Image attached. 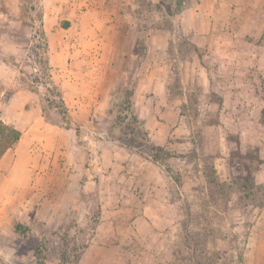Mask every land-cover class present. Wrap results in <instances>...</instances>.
Here are the masks:
<instances>
[{
  "label": "rangeland",
  "instance_id": "rangeland-1",
  "mask_svg": "<svg viewBox=\"0 0 264 264\" xmlns=\"http://www.w3.org/2000/svg\"><path fill=\"white\" fill-rule=\"evenodd\" d=\"M136 1L140 7L122 8L131 21H108L107 4L93 10L98 0H0V120L24 134L8 154L17 155L19 169H0V179L8 175L21 195L0 225V262L14 257L20 264H80L87 254L82 264H264V52L255 70L238 75L243 84L252 82L249 88L223 85L230 75L214 72L219 77L205 89L201 74L188 68L198 50L182 37L168 62L169 95L185 101L181 113L191 139L184 142L191 147L131 144L118 131V110L104 115L101 107L106 99L112 107L113 85L119 82V91L136 84L142 69L155 67L147 45L153 27L178 29L170 16L188 3L178 9L176 0ZM40 11L53 77L69 108L68 130L45 121L41 100L30 90L48 85L34 39ZM256 47L264 51V36ZM219 93L229 102L221 105ZM80 140L92 147L93 161ZM147 160L163 166L186 195L178 211L158 206L156 213L165 206L169 216L152 227L141 190L146 170L140 164ZM182 162L191 164V181L175 171ZM80 163L84 180L94 182L83 196L75 183ZM45 164L57 181L51 187ZM10 194L8 184L0 188V216Z\"/></svg>",
  "mask_w": 264,
  "mask_h": 264
},
{
  "label": "crops",
  "instance_id": "crops-1",
  "mask_svg": "<svg viewBox=\"0 0 264 264\" xmlns=\"http://www.w3.org/2000/svg\"><path fill=\"white\" fill-rule=\"evenodd\" d=\"M98 1L100 3L97 4L98 6H93V10L96 11V9L107 4V6L105 5V9H107V13L110 12L109 15L107 14L108 21L109 19L115 21V18L118 21H121V19L131 21L129 13L122 14L123 6H128V9L141 6L136 0ZM157 2L160 1L158 0ZM84 3L87 4L85 1ZM160 11L162 13L163 9ZM103 16L106 17V14H102L101 17ZM170 20L173 26L177 24L179 28H164L156 25L153 27V34L151 33L147 40V45L150 48L149 54L151 53V56L148 57L155 60L156 65L151 69H142L141 74L138 76L133 97L134 107L138 117L144 122L153 145L171 151L176 149L187 150L191 146L189 145L188 147V144L186 145L184 141L189 142L191 133L189 124L181 113V106L185 101L181 98L182 96L170 97L169 95L170 71L168 62L175 57V45L180 42L182 37H186L194 46L195 51L198 50L197 54L189 61L193 64L192 66L188 65V68L189 70H194V74H201L205 89L209 87L211 80H215L219 75L223 76L224 74L230 75V77L229 81H220L223 85L230 83L233 89L241 91L244 88H249L252 82L250 81L251 84L245 85L242 83L243 79L241 77L238 78V75H241L244 71L255 70L259 66V57L264 52L262 47H256L257 41L264 36V23L262 24L264 21V0H188L185 11L179 15L174 13L170 16ZM125 36L129 35H123V39H127ZM114 39L116 41L118 35ZM142 58L144 61L147 59V56ZM215 68L218 69L215 70ZM214 72L219 75H214ZM238 79H240L239 82L241 84L237 85ZM122 84L125 85V82ZM120 86L119 82L113 85L110 94L119 89ZM219 88L225 91L222 85H219ZM220 96L223 99L221 100V105L229 102L230 97H227V94H220ZM236 99L242 103V93L237 94ZM107 100L103 103V107H101L104 115H107ZM220 112L221 121H224V118L227 119L226 109ZM96 115L98 116V114ZM17 129L22 132L20 139L22 140L24 137L23 131L20 128ZM219 129L222 134L227 132L222 125L219 126ZM18 143L20 144V141ZM17 145L14 146L16 147ZM79 145L86 149L89 160L90 155L87 147L90 148L93 155L92 147ZM10 150L12 148L0 159V169H5L6 165H10L6 173L19 169L17 155H14L15 158L8 156ZM35 154L36 150L33 148L32 155L35 157ZM46 159L50 162L51 155L49 154ZM93 160L94 156H92L91 161ZM140 165L143 167V170H146L143 178L141 177V181L143 182L141 190H144V199L147 203V217L149 218H146L145 222L148 227H152L150 225H158L163 218L166 220L169 214H166L165 211H167L169 206H171L172 210L175 207L178 211L180 209L179 202H181V197L186 198V195L180 191V186L172 177L165 176L163 166H159L150 160L142 162ZM190 165L182 162L176 165L175 171L182 174L185 173L184 179L191 181V171L187 172ZM46 168L49 169L45 172V174H48V185L50 187L56 185L57 181L52 180V169L48 168L45 164ZM76 174V187L83 196L85 194L84 189L90 188L94 182L89 177L87 180H84V177L87 175H84L81 163ZM3 177V179H0V188L7 184L11 187V201L7 207V212L3 216L2 214L0 216V225L5 216L7 214L10 215L15 206H18L21 198V195L15 192V182L8 175H4ZM67 182H70V180H67ZM259 182L264 184V175L263 179ZM162 203L163 205L167 203L166 206L168 207L162 206L161 212H159L161 215L159 216L156 210L159 209ZM170 203H175V205H170ZM110 218V214L107 217L102 216L103 220ZM86 258L87 254L83 256L80 264ZM5 262L7 263L1 261L0 264H20L18 260H14V257H10V260H6Z\"/></svg>",
  "mask_w": 264,
  "mask_h": 264
},
{
  "label": "trees",
  "instance_id": "trees-1",
  "mask_svg": "<svg viewBox=\"0 0 264 264\" xmlns=\"http://www.w3.org/2000/svg\"><path fill=\"white\" fill-rule=\"evenodd\" d=\"M166 1V0H163ZM185 0H176L177 8H183ZM161 9V7H158ZM168 10V7L165 6ZM170 9V7H169ZM44 15L40 11L38 14V27L36 29L34 39L36 42L35 47L43 51L44 60L40 62L41 69L46 72L47 87L43 91L39 87L31 88L30 90L39 96L42 103V112L44 119L47 123L58 128L68 130L71 129V120L69 117V108L63 98L62 91L59 85L55 82L52 72V66L49 58V45L47 41V34L44 28ZM136 84L133 83L128 87H123L119 91L112 94V107L107 109L111 112L118 110L117 126L118 131L122 133L125 138L130 137L131 144L139 146L143 143L150 145L153 149H160L151 143L147 129L144 122L138 117L134 107V92ZM77 134L80 129L76 128ZM22 136V132L14 126L6 124L0 120V159L2 156L16 145ZM81 145H85L83 140H80ZM84 143V144H83ZM89 160L92 159L90 148Z\"/></svg>",
  "mask_w": 264,
  "mask_h": 264
}]
</instances>
